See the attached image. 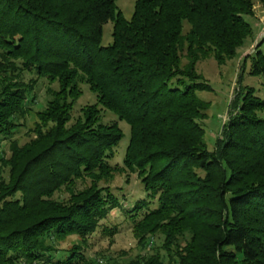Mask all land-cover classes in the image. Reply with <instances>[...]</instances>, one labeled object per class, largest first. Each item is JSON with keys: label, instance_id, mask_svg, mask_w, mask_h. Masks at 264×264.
<instances>
[{"label": "trees", "instance_id": "1", "mask_svg": "<svg viewBox=\"0 0 264 264\" xmlns=\"http://www.w3.org/2000/svg\"><path fill=\"white\" fill-rule=\"evenodd\" d=\"M115 1L0 0V141L31 110L38 79L57 83L36 136L0 157V264H91L87 238L117 231L101 222L114 209L143 250L128 264H264V37L242 61L212 149L196 70L236 55L253 0H135L129 19ZM245 61L260 92L241 84ZM80 83L95 101L73 119ZM103 110L116 120L101 122ZM118 121L129 127L121 164ZM125 170L143 188L127 208L102 180ZM67 236L77 239L60 247Z\"/></svg>", "mask_w": 264, "mask_h": 264}, {"label": "rangeland", "instance_id": "2", "mask_svg": "<svg viewBox=\"0 0 264 264\" xmlns=\"http://www.w3.org/2000/svg\"><path fill=\"white\" fill-rule=\"evenodd\" d=\"M135 0H116L115 3L119 11L126 19L130 18V14L133 12ZM253 15L245 16V19L250 23L251 34L246 37L241 47L237 48L236 55L224 61L223 63H216V60L212 55L205 58H201L196 62V70L201 74L203 80L207 82V90L198 92L199 97L209 102V107L206 111V116L203 123L204 128V141L209 149L214 147V142L222 130V126L228 117V104L229 100L234 97V94L238 87V77L241 73L243 65V59L246 55H250L254 52V48L257 47L264 37V6L258 1L253 0ZM187 28L186 24L184 25ZM112 23L108 21L103 27L102 45H107L112 40ZM264 51V45L260 46ZM248 62L245 61L244 71L242 72V85H251L258 92L261 89L260 79L247 74ZM35 77V74L31 72H23L21 80L29 82L31 78ZM47 79L40 78L35 84L33 91V97L27 98V104L30 109L26 114L17 116V123H19L15 132L10 135L9 139H2L0 141V157L7 158L10 154V143L15 140L19 146H22L25 142L34 138L36 135L34 129L38 125L37 111L42 110L47 101L51 98V88L56 89L57 83H47ZM82 90L81 96L75 102L73 108V119L79 114L80 106L84 104H90L95 101V94L91 92L88 85L80 83ZM115 115L109 110H103L101 112V122L108 123L115 119ZM121 127L124 137L117 146V156H115L113 162L121 164L122 156L124 154L126 143L129 137V127L124 121H118ZM1 164V163H0ZM1 167V165H0ZM2 174H5V169ZM104 184H109L111 188H114V192L119 196H125L126 199L122 200L124 208H127L135 199L143 196V188L140 179L135 173L130 171H119L113 174L110 178L102 179ZM64 192L55 193L56 198L65 197ZM102 224L108 226H117V231L111 235H108L102 231L99 227L90 237L87 238L88 246L85 247V253L90 258L91 264H128L131 259H134L137 254L142 252L137 237L132 234L131 224L125 219L124 214L118 209L112 210L108 217L101 221ZM160 238V237H159ZM159 238H155V243L158 244ZM76 236H67L65 240L60 243V247H70L72 242L76 240Z\"/></svg>", "mask_w": 264, "mask_h": 264}]
</instances>
